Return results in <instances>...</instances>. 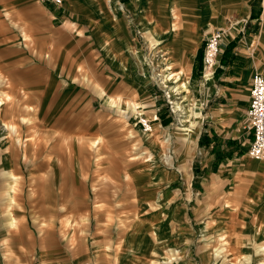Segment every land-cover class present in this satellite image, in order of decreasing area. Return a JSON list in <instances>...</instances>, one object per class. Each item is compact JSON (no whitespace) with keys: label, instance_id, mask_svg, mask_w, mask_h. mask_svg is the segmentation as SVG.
Here are the masks:
<instances>
[{"label":"rangeland","instance_id":"1","mask_svg":"<svg viewBox=\"0 0 264 264\" xmlns=\"http://www.w3.org/2000/svg\"><path fill=\"white\" fill-rule=\"evenodd\" d=\"M173 3L184 8L174 36L171 25L157 24ZM190 3L195 8L187 11ZM82 5L73 9L95 27L96 44L109 63L87 60L88 66L75 71L78 81L64 83L53 67L58 53L53 35L60 25L51 14L55 6L0 0V137L10 141L0 166V264H30L33 240L47 231L70 245L72 258L64 262L78 264L86 260L78 256L88 237L131 228L142 236L137 251L144 253L135 252L136 264H264V160L249 159L243 151L244 160L227 179L217 169L205 176L194 118L201 109L191 83L189 93L182 87L187 71L178 75L181 60L199 46L195 58L214 34L222 61L232 47L229 42L222 49L225 39L243 26L247 3ZM219 26H226L227 35ZM202 61L194 59L201 70ZM133 102L141 108L138 119L129 108ZM7 124L17 133L7 131ZM151 129L150 145L143 134ZM242 165L239 180L236 169ZM206 178L212 180L208 187ZM257 186L262 189L254 193ZM228 211L233 222L219 225L216 214Z\"/></svg>","mask_w":264,"mask_h":264},{"label":"crops","instance_id":"2","mask_svg":"<svg viewBox=\"0 0 264 264\" xmlns=\"http://www.w3.org/2000/svg\"><path fill=\"white\" fill-rule=\"evenodd\" d=\"M84 1L87 0H64L62 7H55L51 11L52 13L47 9L49 13L53 14V19L57 18L60 21V25L56 27V34L53 35L58 37L52 38L58 42V53L55 56L53 67L54 69L58 68V75L62 77L60 80L64 83L78 81L79 78L74 75L75 71H78L80 66H88V61L91 59L109 63L104 60L100 47L96 44L95 27L85 23V14L73 9L78 4H83L82 7H84ZM92 1L98 3L103 0ZM242 1L248 5L247 8L245 7L246 16L242 20L243 26L233 32L230 38L225 39L228 41L222 49L229 42H232V47L226 50L222 61L219 56L220 60L206 74V68L201 70L194 64V56L199 47L197 46L187 69L188 80L182 86L187 91L186 85L191 83V92L196 95L199 109H201V121H199L198 112L194 115L195 124L199 126H196L197 143L200 155L203 156L200 169L205 176L212 174L213 170L217 169L221 176L226 175L223 179H227V173L239 166L247 154L249 141L252 138L247 122L252 78L256 74L264 75L263 0ZM111 38L112 36L109 37V39ZM248 38L255 39L254 46ZM67 45H69L68 50L64 51ZM115 51L117 56L121 55V46L117 45ZM94 53H98V59ZM79 75L77 74V77ZM238 160H241L240 164H236ZM225 167L228 169L226 170ZM3 174L5 175L4 172ZM211 183L212 180L206 178L204 185L208 187ZM261 189V186H257L253 191L257 193ZM251 190L249 189V191ZM251 195L253 194L251 193ZM230 212L232 211H228L226 215L216 214L219 225L227 224L228 221L233 222L234 215H231ZM221 229L220 227L219 231ZM47 234L51 237H48ZM14 239L17 241L16 238ZM141 241L142 236L132 231V228L126 231L117 229L116 232H111L108 237L100 239H98V235L93 238L88 237L81 243L82 253L78 258L101 264H136L135 252L141 249L139 248L142 245ZM31 247L30 264H62L65 263V260L72 258L70 245L53 231H47L43 237L35 238ZM137 252L139 255L144 253Z\"/></svg>","mask_w":264,"mask_h":264},{"label":"built area","instance_id":"3","mask_svg":"<svg viewBox=\"0 0 264 264\" xmlns=\"http://www.w3.org/2000/svg\"><path fill=\"white\" fill-rule=\"evenodd\" d=\"M43 3L50 4L55 7H62L64 0H40ZM218 35L213 38H209L206 42L203 51V70L209 64L217 62V55L220 54L221 46L218 44ZM248 130L252 133V138L249 141L247 148V154L250 158L257 161H262L264 157V75L256 74L252 78L250 88V100L248 105ZM144 131H148L150 128L148 122L143 120L140 123ZM62 264H73V263H62ZM78 264H94L88 261H82ZM97 264V263H95Z\"/></svg>","mask_w":264,"mask_h":264},{"label":"bare ground","instance_id":"4","mask_svg":"<svg viewBox=\"0 0 264 264\" xmlns=\"http://www.w3.org/2000/svg\"><path fill=\"white\" fill-rule=\"evenodd\" d=\"M175 2V1H174ZM262 5H264V0H263V2H262ZM186 8H187V11H190V9H193V8H195V7H193V3H190L189 5H186L185 6ZM184 9V8H183ZM183 9H181V7H178L177 6V4H175V3H173V6L172 7H170L169 9H167L166 10V12L161 16V17H159V19L157 20L158 22H157V24H166V25H171V31H172V34H173V36L176 34V33H178V29H179V27H181V23H182V20H183V16H182V12H184L183 11ZM158 13V12H157ZM156 14V13H155ZM263 17H264V15H263ZM212 27L211 26V24L210 23H208L207 24V27ZM166 31V30H165ZM218 31H219V33L221 34V35H223V36H225V34L227 35V29H226V26H219V28H218ZM218 31H216V32H218ZM183 33V32H182ZM216 35H218L219 36V34H214V35H212V36H210V38H213V37H215ZM155 38V37H154ZM261 39V38H260ZM248 40H249V42L250 43H252L253 44V46H254V43H256L255 42V39H251V38H248ZM264 43V42H263ZM107 53V52H106ZM193 55H194V53L192 52V53H190L189 54V57L187 58V57H184V59L183 60H181V69H180V72H179V74L178 75H181V73H185V71H187V69H188V67H189V64H190V60H192V57H193ZM219 55V54H218ZM217 55V56H218ZM183 56V55H182ZM218 58V57H217ZM179 60V59H178ZM173 61V60H172ZM169 62V61H168ZM215 64H216V62H213V63H211V64H209V66H207L206 67V71H205V73L206 74H208L210 71H211V69L215 66ZM179 66V65H178ZM137 69V68H136ZM170 71V70H169ZM137 75V74H136ZM175 75V74H174ZM185 85V84H184ZM183 85V86H184ZM122 100H120V102H121ZM124 102V101H123ZM2 105H3V103H2V100L0 99V108L2 107ZM129 108H130V110L131 111H133L134 112V115L136 116V118L138 119V118H140V116L142 115L141 114V108H140V106L138 105V102H133V103H131V105L129 106ZM3 109V108H2ZM189 124H190V129H193V125H191L192 124V122H189ZM6 129H7V131H10V132H13V133H17V131H16V129L13 127V125H9V124H7L6 126H4ZM152 132V129L150 130V132L149 133H146V134H143V137H144V139L151 145L152 144V138H153V132ZM188 133V132H187ZM191 133H193V132H191ZM191 133L188 135V134H185L183 137H182V140H183V143L185 142V141H188V140H190L191 139V137H192V135H191ZM148 134V135H147ZM2 137V136H1ZM0 137V152H1V155H0V165H1V161L3 160L2 158H4V159H6L7 158V150H6V144L8 145L9 144V140L8 139H5V138H1ZM15 142L16 143H18V139H16L15 140ZM252 159V158H251ZM162 160L163 161H165V157H164V155L162 154ZM255 160V159H254ZM166 162V161H165ZM3 167H4V165H3ZM242 168H240V169H236L237 170V178L240 180V178H241V176H240V173H241V171L243 170V165L241 166ZM241 182H244V180L243 181H241ZM58 184V183H57ZM40 202H37V204H35L34 205V207H39L40 206V204H39ZM42 205V204H41ZM42 207V206H41ZM261 240V239H260ZM261 250H263V248L261 249Z\"/></svg>","mask_w":264,"mask_h":264},{"label":"trees","instance_id":"5","mask_svg":"<svg viewBox=\"0 0 264 264\" xmlns=\"http://www.w3.org/2000/svg\"><path fill=\"white\" fill-rule=\"evenodd\" d=\"M203 50H204V47L198 50V52L196 54V57H195L196 58V61L203 60V58H202V56H203Z\"/></svg>","mask_w":264,"mask_h":264}]
</instances>
